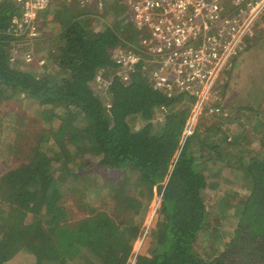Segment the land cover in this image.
I'll list each match as a JSON object with an SVG mask.
<instances>
[{
  "label": "trees",
  "instance_id": "16d2710c",
  "mask_svg": "<svg viewBox=\"0 0 264 264\" xmlns=\"http://www.w3.org/2000/svg\"><path fill=\"white\" fill-rule=\"evenodd\" d=\"M65 1H51L40 14L53 10L58 23L57 35L45 38L40 64L34 53L32 61L23 56L24 47L13 62L7 29L20 9L0 0V105L14 102L18 115L30 104L36 108L32 123L25 115L15 125L7 114L0 119L13 136L14 156L24 158L0 170V264H129L140 238L135 264H264V109L247 102L240 109L259 117L252 127L258 148L239 150L234 139L224 148L201 139L197 129L184 139L187 99L196 97L157 85L161 65L150 67L141 54L150 50L139 43L147 27L127 21L118 0L99 15L92 2L81 7L71 0L69 8ZM131 43L140 59L125 66L114 54ZM197 139L201 157L206 152L212 165L225 163L249 182L246 194H230L238 222L224 248L205 254L195 244L210 226L207 191L219 184L194 153ZM155 186L162 201L151 226L143 227ZM106 188L112 197H91ZM69 198L87 216L71 222L63 204ZM137 214L139 222L132 220Z\"/></svg>",
  "mask_w": 264,
  "mask_h": 264
},
{
  "label": "rangeland",
  "instance_id": "374dc122",
  "mask_svg": "<svg viewBox=\"0 0 264 264\" xmlns=\"http://www.w3.org/2000/svg\"><path fill=\"white\" fill-rule=\"evenodd\" d=\"M111 1L112 0H108V2ZM85 2H92L98 15L101 11H108V8L104 6L105 4H103L102 1V3H100L99 0H75L73 4L77 5L78 3L82 7V4ZM69 3L71 5V0ZM69 3L65 1L64 5L66 6ZM72 5L69 8H72ZM109 13L111 12L109 11ZM127 13L125 11L123 12L126 19L131 17L130 12L127 11ZM239 13L242 14L240 11H237L232 13L229 17H238ZM54 14L55 12L52 10L51 12H46L40 15V28L38 36L35 38L26 37L24 41H20L21 46L25 48V50H22V53H24L23 56L30 52L34 53V55H36L35 57H42L46 61L45 56L47 53V45L44 42L45 38L55 37L57 35L58 28L56 26L58 23L54 19ZM252 32L253 33L250 36L244 39L241 45L242 47L234 53L223 73L218 77H215L216 80L199 83L200 85L196 87V92L191 91L192 93H188L192 95L194 94L196 97L194 101H191L190 98L187 99V101L192 102L191 116L188 121L191 128L188 129V135H192L197 129L198 132H200L201 139L209 137L212 140L214 139L215 142L221 143L224 148L228 147L230 144L229 142L233 139L235 140L233 144L234 147H237L239 150L244 148L249 151L250 149L252 150L255 149V147H259L260 141L258 140V137L260 134L256 132V135L255 129L252 128L255 126V123H257V119H259V117L255 119L254 114L247 111L242 112V110L240 112V109L243 104H246L245 102L250 103L252 106H255L256 103L257 107L264 109V94L261 92L264 91V14L261 16L259 22H257L255 30ZM127 33L128 32H126V34ZM147 35L145 32H141V40L139 41L140 44L146 43L145 37H147ZM145 45L148 44L146 43ZM134 48L135 44L131 43L122 51L124 54H133L140 57L137 54L138 51L134 50ZM149 49L151 51H146L144 48H142L141 51V54L143 55L142 57L146 59L147 64L150 67L163 65L164 58L160 57L158 53L153 50V48ZM119 54V52H116L114 54L115 58H117ZM237 54L238 56L235 58ZM13 62H16V60ZM19 65L21 68L30 66L23 62ZM38 65L39 64L37 63V66ZM175 68L176 67H172L170 70H167L163 67L156 71L167 74L169 73L168 75L170 78H175L174 74L177 73L179 75L180 73L181 77L179 79L176 77L175 81H185L187 78L186 71H180L178 68ZM38 69L39 73L44 72L43 66L41 68L39 65ZM123 72L124 71H121L120 73ZM124 75L127 78L129 77L128 73ZM248 90H250V95L247 92ZM172 91L175 94H179L182 90L172 85ZM245 92L247 93L245 94ZM251 98L254 101H251ZM9 105H6L5 102L0 106V108L7 110L10 107L11 110L13 109L12 112H16L20 108L14 102H9ZM35 109L30 104L24 107V110H21L23 111L21 115L26 113L33 115ZM21 115L11 116V123L9 124L14 125L18 122ZM1 118L2 115H0V119ZM0 129L2 131L0 135V170L2 168H14L20 164L24 158L14 156L13 154L14 143L13 136L10 134V129ZM186 131L187 130L185 129L184 139L187 135ZM235 134H239L240 138L237 139ZM226 136L229 138L227 139ZM200 146V140L197 139L194 143V153L201 158L202 164L210 165L208 166L209 168L206 167V171L212 178L213 183L217 182L219 184L218 188H210L207 191V204L211 211L210 226L208 232L202 231L200 239L195 244L196 251L200 254H205V252L212 253L214 250L221 251L224 248L226 243L225 241H228L226 236L233 231L238 222L237 200L230 198V194H246L249 182L241 178L238 174H234L231 166L226 165L225 163L223 165L219 162L212 165L206 152H204L205 156L201 157L200 154L202 153V147ZM230 149H232L231 145ZM92 192V198H95V196L97 197V195L100 197L108 194H111L112 197L113 195V192L109 190V188L102 189L99 192ZM115 199L118 198L115 196ZM161 201L162 193H159L157 187L155 186L154 197L149 202V205L144 212L145 219L143 227L151 226L156 212L160 207ZM110 203L112 204L113 201L110 200ZM63 204L69 209V219L71 222L87 216L78 211L72 198L64 201ZM73 211L76 215L72 214ZM140 214H142V212ZM140 214L133 215L132 220L139 222ZM8 222L9 224H12L14 222V218L8 219ZM141 244L142 239L140 238L135 243L134 253L129 261V264H135L136 254ZM14 264H16V262Z\"/></svg>",
  "mask_w": 264,
  "mask_h": 264
},
{
  "label": "built area",
  "instance_id": "2783aa9c",
  "mask_svg": "<svg viewBox=\"0 0 264 264\" xmlns=\"http://www.w3.org/2000/svg\"><path fill=\"white\" fill-rule=\"evenodd\" d=\"M14 1L20 10L12 20L10 33L15 37L35 38L39 34L37 19L53 0ZM119 1L127 7L137 27H147L146 47L164 58L161 68L176 67L187 73L186 80L181 82L175 81L181 77L180 73L170 78L169 73L157 71L154 75L157 85H166L171 90L174 85L189 93L196 92L199 83L216 80L223 73L234 53L242 47L243 38L264 13V0ZM232 6L235 11H230ZM159 8L163 11H158ZM233 11H240L243 17L230 18ZM33 58L32 53L26 54L28 61ZM139 59L124 52L117 57L125 66ZM39 63L44 64L45 59L41 58Z\"/></svg>",
  "mask_w": 264,
  "mask_h": 264
},
{
  "label": "crops",
  "instance_id": "0c3cea01",
  "mask_svg": "<svg viewBox=\"0 0 264 264\" xmlns=\"http://www.w3.org/2000/svg\"><path fill=\"white\" fill-rule=\"evenodd\" d=\"M103 2V4H106L107 2H108V0H99V2L100 3H102ZM113 1V0H112ZM119 1V0H118ZM126 8V10L129 12V10L127 9V7H125ZM127 11H126V13H127ZM16 14V13H15ZM15 14H13V18H14V16H15ZM128 14V13H127ZM132 21V19H131V17H128V19H127V21ZM133 22V21H132ZM134 24V23H133ZM135 25V24H134ZM10 26L11 25H9V27H8V29H7V32H8V34H11L10 33ZM12 35V34H11ZM13 36V35H12ZM13 38H14V42H12V46H11V55L13 54V57L11 56V58L15 61V59L14 58H17L16 57V53L18 52V50H20L19 49V47H22L21 46V44H20V41H24V39L26 38V37H15V36H13ZM3 104V103H2ZM1 104V105H2ZM0 105V106H1ZM13 111V109L12 110H9V109H7V110H4V109H1L0 108V115H2V116H4L5 114H7L8 115V118L9 117H11V116H16V115H18V114H15V112H12ZM2 113V114H1ZM10 114H11V116H10ZM25 115V117L28 119V123H32V119L34 118V112H33V115H31V114H24ZM22 116V115H21ZM5 122H7V121H5ZM11 125V124H10ZM13 125V124H12ZM15 125V124H14ZM189 122H188V125L186 126V134H188L187 132H188V129H189ZM30 129V128H29ZM186 137H187V135H186ZM185 137V138H186Z\"/></svg>",
  "mask_w": 264,
  "mask_h": 264
},
{
  "label": "clouds",
  "instance_id": "9594fccd",
  "mask_svg": "<svg viewBox=\"0 0 264 264\" xmlns=\"http://www.w3.org/2000/svg\"><path fill=\"white\" fill-rule=\"evenodd\" d=\"M263 14H264V13H263ZM263 14H262V16H263ZM260 18H261V17H259L258 20H256L254 24H256L257 22H259ZM253 27H254V26H253ZM253 27H252V29H251V32L249 33L250 35L253 33V32H252V31H253ZM247 35H248V34H247ZM247 35L243 38V41H244V39L247 37ZM237 55H238V54H237ZM235 57H236V56H235ZM231 59H232V58H231ZM187 136H188V134H187Z\"/></svg>",
  "mask_w": 264,
  "mask_h": 264
}]
</instances>
